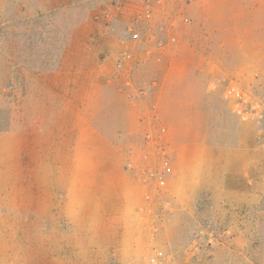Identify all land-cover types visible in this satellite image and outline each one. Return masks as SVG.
<instances>
[{
  "label": "rangeland",
  "instance_id": "374dc122",
  "mask_svg": "<svg viewBox=\"0 0 264 264\" xmlns=\"http://www.w3.org/2000/svg\"><path fill=\"white\" fill-rule=\"evenodd\" d=\"M232 82L264 101V0H0V264H264Z\"/></svg>",
  "mask_w": 264,
  "mask_h": 264
},
{
  "label": "built area",
  "instance_id": "2783aa9c",
  "mask_svg": "<svg viewBox=\"0 0 264 264\" xmlns=\"http://www.w3.org/2000/svg\"><path fill=\"white\" fill-rule=\"evenodd\" d=\"M139 37L138 33L134 34ZM121 67V64H118ZM224 98L232 104L234 112L244 122L264 123V101L255 97L251 92L232 82L223 91ZM150 134L148 137L150 138ZM146 264H177L174 258L161 251H155L146 261Z\"/></svg>",
  "mask_w": 264,
  "mask_h": 264
}]
</instances>
